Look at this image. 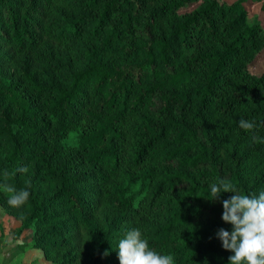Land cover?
<instances>
[{
    "label": "trees",
    "instance_id": "trees-1",
    "mask_svg": "<svg viewBox=\"0 0 264 264\" xmlns=\"http://www.w3.org/2000/svg\"><path fill=\"white\" fill-rule=\"evenodd\" d=\"M248 1L0 0V184L7 171L30 193L13 207L0 189V204L14 238L33 230L13 255L120 264L138 228L174 264H230L217 233L235 193L211 200L210 185L264 190V69L250 70L264 25Z\"/></svg>",
    "mask_w": 264,
    "mask_h": 264
},
{
    "label": "clouds",
    "instance_id": "clouds-1",
    "mask_svg": "<svg viewBox=\"0 0 264 264\" xmlns=\"http://www.w3.org/2000/svg\"><path fill=\"white\" fill-rule=\"evenodd\" d=\"M240 128L245 131L253 130V122L241 119ZM259 141V137H253ZM19 172H27V167H20ZM9 173H4V183L0 189L10 194L8 203L13 207L24 205L30 193L27 189L17 190L7 183ZM213 199L220 197L221 193L231 192L235 195L223 200L222 220L233 226V230L221 228L217 237L222 241L225 250L234 255L229 257L230 264H264V190L258 195L251 196L238 193L237 188L230 182L221 180L210 185ZM106 251L104 255H108ZM118 259L120 264H174L172 255H162L150 248L148 240L142 237L141 231L129 230L118 244Z\"/></svg>",
    "mask_w": 264,
    "mask_h": 264
},
{
    "label": "rangeland",
    "instance_id": "rangeland-1",
    "mask_svg": "<svg viewBox=\"0 0 264 264\" xmlns=\"http://www.w3.org/2000/svg\"><path fill=\"white\" fill-rule=\"evenodd\" d=\"M231 2L233 0H221ZM195 5V4H194ZM179 9L182 13L190 8ZM249 21L257 20L264 25V0H250L246 3ZM264 69V50L256 55L250 63V70L260 73ZM73 138V137H72ZM20 224V220L14 215L7 213L0 204V264H50L44 256L42 249L29 246L23 251L12 254L15 243L28 242L31 240L32 228L24 230L18 237H13L14 228ZM88 264V263H83Z\"/></svg>",
    "mask_w": 264,
    "mask_h": 264
},
{
    "label": "crops",
    "instance_id": "crops-1",
    "mask_svg": "<svg viewBox=\"0 0 264 264\" xmlns=\"http://www.w3.org/2000/svg\"><path fill=\"white\" fill-rule=\"evenodd\" d=\"M27 247H29V246H26L25 248H27ZM34 249V248H33Z\"/></svg>",
    "mask_w": 264,
    "mask_h": 264
}]
</instances>
